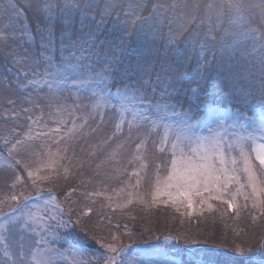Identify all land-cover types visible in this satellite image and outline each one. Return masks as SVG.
<instances>
[{
    "label": "snow or ice",
    "instance_id": "snow-or-ice-1",
    "mask_svg": "<svg viewBox=\"0 0 264 264\" xmlns=\"http://www.w3.org/2000/svg\"><path fill=\"white\" fill-rule=\"evenodd\" d=\"M36 3L47 26L41 29L42 47L45 50H47L45 41L47 44H54L55 34L53 30L59 23L62 29V48L65 47L63 41L67 39L70 42L67 47H76L79 43L81 51H91L96 44V37L101 34L105 20L111 17L113 11L119 12V10L126 9L123 13L125 19L119 26L121 36L116 42L119 47L122 48L125 40L133 33L142 37L145 43H150L157 37L165 35L164 30L167 28V43H176L191 31V39L188 43L194 44L196 40L201 39L200 33L203 32L204 43L199 45L202 53L201 63L198 65L202 71L216 58L215 46L218 42L215 36L209 38V34L218 33V30L224 29L225 23H240L242 31L229 33L224 30V37L220 41V46L223 48V39L231 35L233 43L238 47L250 44L252 46L250 54H255L258 61L260 69L259 94L253 96L251 91L243 93L246 97L244 111L236 109L221 118L220 115L209 109L198 119H194V114L191 113L190 109L175 111V104L172 101L186 82L182 74L169 75L165 82L161 98L167 100L168 103L153 105L145 100L141 92L143 85L138 86L137 82L132 79V72L142 71L139 65L135 67L130 65L124 69L123 73L118 71L117 65L121 63V60L115 45L111 49L113 54L111 56L105 55L102 58L106 63L99 72L95 73L94 79H82L79 80V84L85 89L90 83L108 84L109 80L122 85L116 89L115 93L111 92L110 85H108L109 91L94 93V95H98V99L95 101L93 109H100L102 118L103 109L106 106H111L116 110L113 117L116 121V131H121L125 122L130 132L134 128L139 129L143 124H150L153 131L157 127L163 128L160 142L166 145L171 159L165 165L166 176H160L161 166L156 165V178L151 192L153 204L159 202L161 197H167V200L164 201L165 204L169 202L173 205L183 204L187 201V206L191 209L193 196H199L201 204L207 200H217L226 204L229 211H234L239 215L240 205L237 203V197L242 196L246 202H251L252 209H259L261 214H264V31L250 27L252 14H245L244 0H171V2L169 0H155V2L153 0H130L129 3L120 5L111 3L109 0H105L103 5L93 4L90 0H72L71 3L65 4L60 3V0H36ZM95 8L100 9L99 20H96L95 16L92 15ZM9 10L16 12V18L21 15L15 4H9L5 11ZM145 12L147 15L144 14ZM77 13L80 16L81 28L85 27L84 21H95V24L90 26L89 31L85 33L86 39L74 41L72 35L76 25ZM260 15L264 18V7L260 9ZM22 31L31 38V34L26 29H22ZM0 39L6 40L7 37L0 33ZM103 43L101 41V44ZM209 48L213 49V53L211 57L206 58L205 54ZM181 56L184 59H190V57L178 52L177 67L183 63L180 59ZM85 58L90 57L86 56ZM27 59L28 55L25 50L26 62ZM48 59L51 60V57ZM72 68L80 69L81 65H70L67 70L68 75L57 72L55 76H58L60 81H66L72 79L73 76L82 74L71 71ZM117 75L120 77L119 81H116ZM48 87L51 89L52 85L49 84ZM200 90L199 84L191 88V97L198 100ZM108 96H113L119 103L109 105ZM253 99L256 100V103H248L249 100ZM136 104H142L143 108L137 110ZM169 109H173V111L169 112ZM25 111L28 110L25 109ZM129 112L131 118L126 115ZM170 118L171 122H169ZM197 127L206 128L208 134L202 135L194 131ZM76 130V125H73L69 132ZM40 135L46 136L47 134L41 133ZM32 138L31 135L26 134L24 139L16 140L8 149L9 155L11 156L22 148L30 147L27 141ZM8 142L5 139V145ZM145 143L146 141H142L136 146L137 149L142 148ZM158 150L165 151L163 148H158ZM64 151L66 152L67 148ZM49 155L50 162L45 167L51 168L55 162L53 158L58 153H50ZM135 159L141 160V168L147 167L141 156H137ZM20 163L19 160L16 161L17 165ZM25 167L27 166L25 165ZM64 171L65 174L68 173L67 168ZM242 175L245 178L244 183H241ZM33 176L36 177L32 180L33 187L36 188L35 195L37 198H42L44 192L37 184V180H47L49 177H40L33 170H29L28 177L31 179ZM15 180L19 181L20 176L17 175ZM140 183V179H137L134 187L138 189ZM230 185H234L236 190L232 191ZM13 186H15V182ZM204 193L208 194L207 197L204 196ZM47 194L50 200L54 202L51 189L48 190ZM99 194L97 193V195ZM127 195L126 202L118 204L117 207L126 208L134 200L144 203L143 195L138 191L135 194L128 192ZM32 198L23 196V200H21L16 195H12L5 201H0V217L4 218L3 222H0V243L4 244V256L8 258L4 264H8L9 260L11 264H51V260L44 255L45 250L33 247L26 248L22 240L16 245L9 239L10 229L21 220L25 221V224L21 226L22 228L28 227V221L33 223L49 222V228L52 226L51 222H56L57 227L63 224L62 218L57 221L56 213L62 212L59 205H55L52 209L45 207L44 214L39 216L28 208L26 203ZM12 202H16L15 205ZM45 203L47 204L48 201ZM4 204H8L7 212L2 210ZM211 207L212 205L209 204V208ZM244 207L247 208L248 204L245 203ZM24 209L28 210L24 211ZM115 239L116 237L113 236V240ZM102 246L112 253L110 256L103 257L104 264H124L121 256L124 251L123 246L117 247L114 243ZM10 248L16 250L10 253L8 250ZM258 248L264 249V240H261ZM245 251L240 245L235 247V252L238 254H244ZM154 253L159 254V250H154ZM141 255L143 259L139 261V264H152L153 254L142 252ZM189 264H213V261L210 258L205 260L194 257L189 261Z\"/></svg>",
    "mask_w": 264,
    "mask_h": 264
},
{
    "label": "rangeland",
    "instance_id": "rangeland-1",
    "mask_svg": "<svg viewBox=\"0 0 264 264\" xmlns=\"http://www.w3.org/2000/svg\"><path fill=\"white\" fill-rule=\"evenodd\" d=\"M124 1L125 3L130 2V0ZM2 2L4 5H9V2L6 0H2ZM71 2L72 0H60L62 4ZM104 2L105 0L103 3ZM169 2H171V0H169ZM244 7L246 9V15L251 13L252 18H257L264 22V18L260 15V9L264 7L263 0H244ZM95 19H100L99 13H97ZM0 22V33H3L7 37L6 40L0 39V41L4 43L5 46L9 44L11 48H15L18 46L16 41L19 42L20 45L21 43H26L27 45V43L33 40L31 28L22 15L16 18L15 13L14 15H9L8 19H4L0 16ZM85 23L94 26L95 21H86ZM235 24L242 30L240 23ZM22 29H26L27 32L31 34V38L29 35L24 34ZM85 33L86 30L82 33L81 37H78L77 41L86 39ZM38 41L41 42L39 44L40 50L36 53L33 51L28 54V59L31 63L28 62L24 64L22 58L18 56L17 60H19V64L16 65L19 67L12 63L14 60H12L11 64H7L8 70H6V72L8 73H12V69L15 70L16 68L29 71V73L23 72V74L24 76H28V78L32 77L28 83L30 90H27L26 96H21L23 98L19 97L18 99L31 105L30 110L32 111L25 115H20L16 112L8 113L11 123L6 121L5 118L0 119V126H5L7 129V133L0 134V146L7 153V156L0 154V201H5L12 195H16L21 200H23V196H28V189L34 188L32 180L36 178L33 176L30 179L28 177V171L33 170L36 172V175L40 177H49V179L37 180V184L40 188L45 189V191H43L44 196L42 198H37L35 191L34 195L30 196L33 198L26 202L28 208L32 209L37 215L42 216L45 207L52 209L55 205H59L62 212L58 211V213H56L57 221L62 218L63 224L57 227L56 222H51L52 226L49 228V222L33 223L32 221H28V227L22 228L21 226L25 224V221L21 220L15 227L10 229L8 235L12 242L18 245L22 240L26 248L33 247L45 250L44 255L51 260V264H104L103 257L110 256L112 253L102 245L114 243L117 247H120L119 244L122 242L133 243L129 235L126 234L124 235L125 237H121L117 234V231L108 228L102 231L103 234L94 237V239H96L94 243L98 246L96 251L91 253L80 251L81 245H79V243H69L70 241L67 235L72 233L73 225H71L68 220L66 212L53 194L54 202L50 200L46 189L49 190L51 188L44 187L47 181L59 177L57 173H65V168L68 169V173L66 174L68 176L77 165H80V162L74 165L72 162L70 164L72 156L68 153V150L65 152L64 149L68 148V146L76 140L88 137L89 134H92L94 137H99L97 139L98 144L103 143L101 147L104 151L99 155L95 168L96 176L94 178L97 179L102 186L109 188V193H105L102 199L106 205H109L111 208H109L111 210L110 212H112L113 209L117 211L125 210L131 206L151 209L163 207L166 208V211L168 210L170 214H172V211L178 212V222L182 225L187 224L193 217L196 219L206 218L212 212H216L223 216H225L226 213L237 215L236 212L229 211L226 204L217 200H207L205 203L201 204L199 196H193L191 209L188 208L187 201L183 204L177 203L173 205L171 202L165 204L164 201L167 200V197H161L159 202L153 204L151 192L156 178V165L161 166L160 176H166L167 171L165 170V165H167L171 159L166 145L160 142L163 128L157 127V129L153 131L151 130L152 126L150 124H143L139 129L134 128L130 132L125 122L121 131H116V121L113 118L116 111L114 108L106 106L103 109V118L101 117L100 109H93V105L98 99V95H94V93L99 94L106 89L103 84L97 85L93 82L90 83L86 89L79 84V80L82 79L93 80L95 73L100 71V69L96 68L94 63L89 61L88 58H85V52L80 50L79 43H77L76 47H72L70 52L63 54L57 61L52 51L48 49L45 51L41 50V37H38ZM22 51L21 49L20 52ZM91 51H93V49ZM109 56L111 55L109 54ZM49 57H51V60L48 59ZM250 63H247L248 65H246V68H240V72L246 75V84L253 85V83L258 82L260 86V69L259 67H255V63L249 65ZM77 64L81 65V68H72L71 71L82 74L73 76L72 79L66 81H60V78L55 76L57 72H63L64 75H68L69 72L67 70L69 66ZM140 64L143 65H139L142 71L137 72L141 77L146 71L148 75L152 74L154 76L149 90V99L146 100L153 105L168 103L161 98V89L164 88V84L162 83L165 82L164 77L156 80L157 74L161 73L165 75L166 69L164 70L163 68L159 71V68L153 69L149 66L146 67L144 63ZM50 65L52 66L50 67ZM227 68L228 67L219 69L220 72L222 70L224 73L227 78L226 80L230 82L225 81L228 84H233L234 81L239 78L237 76L239 75V71H232ZM169 73L165 76L166 80ZM19 74L21 75V72ZM33 81H35V83H32ZM49 84L52 85L51 89L48 87ZM155 85L158 89L155 88ZM258 90H260V88ZM107 91L108 90H106V92ZM3 98H5V96L0 94V99ZM107 100L109 105H117L119 103L113 96H108ZM135 107L137 110H140L143 108V105L136 104ZM190 108L191 107L188 106L186 110ZM210 109L220 115L221 118L230 113L216 107H210ZM208 110L206 109L205 112ZM171 111H173V109H169V112ZM250 114L251 113H249V115ZM126 115L131 118L130 112ZM1 117H3V114H0V118ZM169 122H171V118ZM73 125H76L77 130L70 133L69 129H72ZM81 126L83 127L81 128ZM57 129H59V131H56ZM194 131L202 135L208 134L207 129L203 127H197ZM41 133L47 135H40ZM26 134L33 137L31 140L27 141L30 147L22 148L10 156L8 149L11 148V145L15 143L16 140L24 139ZM5 139L9 141L7 145L4 143ZM142 141H146V143L138 150L136 146L141 144ZM88 145L89 142H87V146ZM249 147H251V145H249ZM158 148H163L165 151L161 152ZM50 153H58V155L53 158L55 162L51 168L45 167V165L50 162ZM137 156L143 158V162L147 165L146 168H141V160L135 159ZM17 160L21 162L20 165L16 164ZM25 165L27 167H25ZM137 173H139V176H137ZM17 175L20 176L19 181L15 180ZM137 179L141 181L138 189L134 187ZM14 182L15 186H13ZM244 182L245 178L242 175L241 183ZM230 188L232 191L236 190L234 185H230ZM121 189H123V191H121ZM137 191L143 195L144 203L134 200V202L126 208L117 207L118 204L126 202L128 199V192H133L135 194ZM207 195V193H204L205 197H207ZM46 201H48L47 204L45 203ZM15 203L16 202H12L13 205H15ZM237 203L240 205L239 213L245 212L255 224H258V230H256L257 237L262 235L263 233L259 226L262 223V214L260 210L252 209L251 202H246L242 196L237 197ZM245 203L248 204L247 208L244 207ZM209 204L212 205L211 208H209ZM86 207L89 209L90 204ZM2 210L7 212L8 204H4ZM27 210L28 209H24V211ZM3 219V217H0V222H3ZM88 236L90 238L93 237V235ZM113 236L116 237L115 240H113ZM153 237L155 238V236ZM173 242V237L169 234H165L159 238L155 245L145 243L133 245L131 247L124 246V251L121 253V256L124 260V264H139V261L143 259L141 255L142 252L153 254L155 264H184V262L189 263V261L195 257L184 255L181 258L176 252ZM242 246H246V241L242 242ZM8 250L11 253L16 249L10 248ZM154 250H159V254H155ZM4 251L5 246L3 243H0V264H4L5 260L8 259L4 256ZM125 253H127V255H125ZM196 256V258H211L205 251H201L200 249L197 250ZM8 264H11L10 260Z\"/></svg>",
    "mask_w": 264,
    "mask_h": 264
},
{
    "label": "trees",
    "instance_id": "trees-1",
    "mask_svg": "<svg viewBox=\"0 0 264 264\" xmlns=\"http://www.w3.org/2000/svg\"><path fill=\"white\" fill-rule=\"evenodd\" d=\"M6 1L9 4H15L31 28L33 38L27 45L26 43H21L20 45L16 41L18 46L15 48H11L9 44L5 46L0 41V94L5 96V98L0 99V114H3V117L0 119L5 118L6 121L10 122L8 113L16 112L20 115H25L32 111L30 110L31 105L18 99L19 97L23 98L21 96H26L27 90H30L28 83L32 77L28 78V76H24L23 72L29 73V71H24L19 68L12 69V73L6 72L8 70L7 64H11L12 60H14L12 62L13 64H19V60H17L18 56L22 58L24 64L31 63L29 59H27V62L25 61V50L27 51V55L33 51L36 53L40 50L39 44L41 42L38 41V37H41V29L47 26L45 25L44 16L38 11L36 0ZM103 1L90 0L91 3L98 5H103ZM109 2L116 5L126 4L124 0H109ZM7 6L0 0V16L4 19H8L9 15L16 13L10 10L5 11ZM99 11V8H95L92 15L96 17ZM125 11L126 9H122L119 12L113 11L111 13V17L107 18L104 22L101 34L96 37V44L93 51L85 52L84 54L85 57H90L88 60L94 63L97 69L101 70L104 67L105 61L102 58L105 55H112L111 49L115 45L117 54L121 60V63L117 65L120 73H123L124 69L130 65L135 67L141 65L140 63H144L146 67L149 66L153 69L159 68V71L163 68L164 70L166 69L165 75L158 72L159 74H157L156 80L164 77L166 82L165 76L169 71V75L182 74L186 82L184 87L179 91V94L175 95L172 103L175 104V111H183L190 106L192 114H194V119H198L210 107L223 109L230 113L236 109L244 111L246 97L243 93L251 91L253 96H258V89L260 88L258 82L253 83V85L246 84V75L240 72V68H246L247 63L250 62L249 65L255 63V67H259L255 54H250L252 46L250 44L240 47L236 46L233 43V37L231 35L223 39L224 47L221 48L220 46V41L224 37L226 27L229 33L242 31L234 22L232 24L225 23L224 29L218 30V33L212 32L209 34V38L215 36L218 42L215 46L216 58L202 71L198 65L201 63L202 53L199 45L204 43L203 32L200 33L201 39L196 40L194 44L188 43L191 39V31L176 43H167V28L164 30L165 35L157 37L150 43H145L142 37L133 33L125 40L123 47H119L116 42L121 36L119 26L125 19L123 14ZM118 14L119 19L117 20ZM144 14L147 15V12ZM75 19L76 25L73 30L72 40L77 41L78 37H81L85 30L86 33L88 32L90 25L84 21L85 28H81L78 13ZM250 26H255L261 31H264V22L257 18H252ZM53 31L55 34L54 44H47L46 41L44 43L46 49L52 51L55 55V60L58 61L63 54L70 52L72 47H67L70 42L65 39L63 41L65 47L62 48V29L59 23H57ZM101 41L104 43L101 44ZM21 49L23 50L22 52H20ZM41 50L45 51L42 45ZM178 52L190 57V59H184L181 56L180 59L183 63L179 67L176 64ZM212 53L213 49L209 48L205 54L206 58L211 57ZM16 66L19 67L18 65ZM225 67H228L227 69L232 71H239V75H237L239 78L233 84H228L226 82L228 80H226L227 78L222 70L220 72L219 68ZM20 72L21 75L19 74ZM131 76L137 82L138 86L143 85L141 91L144 94L145 100L149 99V90L154 76L152 74L148 75L147 71L145 74L143 73L142 77L138 72H132ZM119 79L120 77L117 75L116 81H119ZM165 82L162 84L165 85ZM197 84L200 85L201 89L198 100L191 97L190 92V89L196 87ZM108 85H110L112 93H115L118 87H122L121 84L109 80L108 84H103L104 88H106L103 91H109ZM155 88L158 89L156 85ZM163 91L164 88L161 89V92ZM165 102L168 101L165 100ZM248 103H256V100H249ZM25 109L28 111H25ZM0 130V134L7 133L5 126H0ZM96 137L89 134L88 137L78 139L70 144L67 148L68 153L72 156L70 164L71 162L73 165L80 162V165H77L68 176L65 173H57L59 177L47 181L44 186L51 188V193L59 201L68 216V220L73 225L72 233L67 235L70 241L69 243H79L81 245L80 251L91 253L98 249V246L94 243V240H96L94 237L103 234L102 231L108 228L117 231V234L121 237H125L124 235L127 234L132 238L133 243L122 242L119 244V246L123 247H131L145 243L155 245L161 236L169 234L173 237V245L181 258L184 255L197 257L196 252L200 249L211 257L210 259L213 261V264H264V249L258 248L261 240H264L263 214L261 216L262 223L259 225L263 234L257 237L256 230H258V224H255L245 212H241L239 215L226 213L225 216L212 212L206 218L196 219L193 217L187 224L183 225L178 222V212L172 211V214H170L163 207L151 209L131 206L125 210L117 211L113 209L110 212L111 208L102 199L105 193H109V188L102 186L94 178L96 176L95 168L99 155L104 151L101 147L103 143L98 144L97 139L99 137ZM87 142H89L88 146ZM0 154L7 156L6 151L1 146ZM28 190V196H32L36 188H29ZM41 190L45 191V189ZM46 190L48 191V189ZM97 193L100 194L97 195ZM89 204L90 208L88 209L86 206H89ZM88 235H93V237L90 238ZM243 241H246L245 247L242 246ZM237 245H240L241 248L246 250L244 254L235 252ZM154 261H152L153 264H155ZM184 264L189 263L184 262Z\"/></svg>",
    "mask_w": 264,
    "mask_h": 264
}]
</instances>
